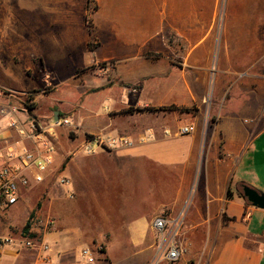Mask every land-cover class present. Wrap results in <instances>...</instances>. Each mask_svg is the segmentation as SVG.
<instances>
[{
  "label": "crops",
  "instance_id": "0c3cea01",
  "mask_svg": "<svg viewBox=\"0 0 264 264\" xmlns=\"http://www.w3.org/2000/svg\"><path fill=\"white\" fill-rule=\"evenodd\" d=\"M99 2L107 7L103 25L110 43L94 54L115 62L116 83H97L96 95L103 94L92 102L82 96L70 116L73 127L57 128L51 175L23 191L17 205L0 210V237L21 240L30 217L35 221L34 247H6L0 264H264V210L240 196V183L264 192V128L240 129V78L229 72L226 82L236 86L234 97L225 102L223 90L216 89L217 104L205 107L216 122H204V108L198 107L184 124L196 128L188 135L180 134L178 111L130 112L191 106L197 100L192 81H182L179 71L208 70L216 50L226 56L218 61L219 71L240 70V40L223 45L219 39L252 38L250 45L262 48L264 0H229L221 30L216 27L219 0ZM58 110L52 117L24 110L18 113L26 118L13 116L50 127L55 113H63ZM11 116L0 109V156L8 147H33L10 127ZM250 117L264 118V113L252 108ZM97 135L133 144L85 155L83 143ZM59 175L70 178V186H60ZM162 214L172 224L182 222L178 237L153 228ZM173 241L186 254L168 263L163 251ZM85 249L92 251L94 263L84 257Z\"/></svg>",
  "mask_w": 264,
  "mask_h": 264
},
{
  "label": "rangeland",
  "instance_id": "374dc122",
  "mask_svg": "<svg viewBox=\"0 0 264 264\" xmlns=\"http://www.w3.org/2000/svg\"><path fill=\"white\" fill-rule=\"evenodd\" d=\"M74 1V4H66V0H0L2 109L11 111L16 108V113L24 110L29 114L28 106L35 104L39 109L33 114L46 111L52 117L53 110L59 108L63 118H70L82 104L83 95L87 97L85 100L92 102L95 96L103 94L96 95L97 83L101 82L105 87L116 83L115 62L97 60L94 54L95 50L110 43L107 25H103L107 7L95 0L93 6L97 11H92L88 3ZM228 2L226 0L221 6L220 16L218 9L216 27L219 30L224 26ZM239 40L240 70L219 71L218 61H226L223 53L226 51L219 54L221 50H216L210 58L208 70L179 71L182 81L191 79L193 94L197 96L191 106L179 108L184 110L178 111L182 126L197 114L198 107L204 108V122H216V118L211 120L208 117L205 107L211 101L217 104L213 97L216 89L223 90L225 102L234 97L236 86L230 87L226 82L230 72L240 78V129L264 128L263 117H250L252 108L259 107L260 113H264V45L262 48L251 46L255 40L252 38L219 39L223 45L227 41ZM258 49L262 52L258 53ZM248 65H252L251 68L245 69ZM217 79H220L219 83ZM221 79H225L224 82ZM120 85L124 86L123 83ZM36 98L40 99L39 102ZM54 99L57 100L52 101ZM106 106L103 104L100 110ZM17 116L27 117L20 113ZM98 251L102 252L103 248L99 247Z\"/></svg>",
  "mask_w": 264,
  "mask_h": 264
},
{
  "label": "built area",
  "instance_id": "2783aa9c",
  "mask_svg": "<svg viewBox=\"0 0 264 264\" xmlns=\"http://www.w3.org/2000/svg\"><path fill=\"white\" fill-rule=\"evenodd\" d=\"M226 0H219V16L221 15V6ZM17 109L13 108L9 113L11 116L10 127L13 128L19 137L24 141H31L33 147L23 146L21 149L8 147L7 151L1 154L3 165L0 167V210L6 211L14 207L21 200L23 191L29 189L33 184H42L52 173V167L58 154L57 128L73 127L70 118H60L58 121L53 120V125L43 126L37 121L31 119L27 123H22L13 115ZM193 125L183 126L180 129L181 135H188L195 132ZM132 140L124 137H109L103 135L90 136L82 145V152L85 155H93L98 150H116L132 146ZM58 184L62 187L70 186L71 180L67 176L59 175ZM73 198V195H69ZM181 220V219H179ZM34 217H30L27 224V230L23 233L21 240L13 236L0 237V253L6 247H13L21 243L25 248H33L35 237L33 236ZM153 228L159 232H169L172 237H178L182 228V222L172 221L166 214L158 216L153 223ZM45 250L49 249L48 245H43ZM163 247L160 248V251ZM84 257L89 263H94L95 258L90 249H85ZM164 259L168 263L178 262L185 254L184 246L179 245L176 241L171 242L164 251Z\"/></svg>",
  "mask_w": 264,
  "mask_h": 264
},
{
  "label": "water",
  "instance_id": "95a60500",
  "mask_svg": "<svg viewBox=\"0 0 264 264\" xmlns=\"http://www.w3.org/2000/svg\"><path fill=\"white\" fill-rule=\"evenodd\" d=\"M55 120L60 119L59 112L55 113ZM243 198L246 199L252 206L264 210V192L259 191L249 185H244Z\"/></svg>",
  "mask_w": 264,
  "mask_h": 264
},
{
  "label": "trees",
  "instance_id": "16d2710c",
  "mask_svg": "<svg viewBox=\"0 0 264 264\" xmlns=\"http://www.w3.org/2000/svg\"><path fill=\"white\" fill-rule=\"evenodd\" d=\"M95 0H89L88 1V7L92 10V11H97V7L96 6H93V3H94ZM36 105L35 104H32V105H29L28 106V112L30 115L33 114V112L36 110ZM158 112V111H181L183 112L184 110L182 109H179V108H176V107H166V108H161V109H153V108H144V109H137V110H131L130 112ZM186 111V110H185ZM60 118H63V114L60 113L59 115ZM244 183H240V196L243 197V192H242V189L244 187ZM228 197H231V193L229 194ZM251 205V204H250ZM26 229H27V226H26ZM104 252V251H103Z\"/></svg>",
  "mask_w": 264,
  "mask_h": 264
}]
</instances>
